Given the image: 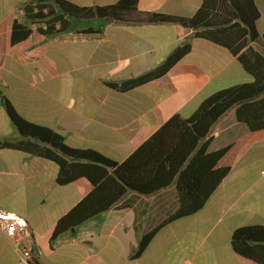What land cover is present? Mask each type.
Masks as SVG:
<instances>
[{
	"label": "crops",
	"instance_id": "obj_1",
	"mask_svg": "<svg viewBox=\"0 0 264 264\" xmlns=\"http://www.w3.org/2000/svg\"><path fill=\"white\" fill-rule=\"evenodd\" d=\"M29 1L0 0V208L26 219L34 249L42 252L35 253L36 264H256L235 253L231 239L240 228L264 226V152H258L264 131L249 132L234 111L210 134L209 152L233 146L220 163L229 175L202 211L160 229L142 254L141 238L178 207L175 186L149 197L130 193L122 202L129 207L53 239L59 220L93 186L87 179L60 186L55 163L9 147L34 141L17 130L7 103L29 123L63 135L69 147L122 164L172 117L188 119L211 95L252 78L229 51L176 24L66 17L65 32L45 35L31 25V35L13 44L15 22H26ZM66 1L97 8L120 0ZM203 3L139 0L138 11L193 18ZM186 43L190 53L163 78L125 93L113 88L161 66ZM253 47L264 51V40ZM17 261L0 232V264Z\"/></svg>",
	"mask_w": 264,
	"mask_h": 264
},
{
	"label": "trees",
	"instance_id": "obj_2",
	"mask_svg": "<svg viewBox=\"0 0 264 264\" xmlns=\"http://www.w3.org/2000/svg\"><path fill=\"white\" fill-rule=\"evenodd\" d=\"M138 3L139 0H120L115 5L88 8L66 0H30L23 8L26 22H15L12 42L17 44L27 39L32 33L31 25L39 22L46 24V29L40 28L45 35L63 33L69 27L66 17L81 20L96 16L119 22L176 24L195 31L196 38L229 51L252 81L216 92L188 119L172 117L122 164L94 151L69 147L63 135L29 123L9 103L7 110L21 135L34 141L9 147L55 163L60 186L79 179H87L93 186V191L59 220L53 239L116 207H129L122 202L130 193L149 197L175 186L177 209L161 226L141 238L137 252L140 255L160 229L202 211L229 175L230 167H221L220 163L233 146L209 152L213 143L210 134L218 122L234 111L237 122L249 132L264 131V51L253 47L261 38L264 40V34L261 36L257 28L261 15L253 0H204L193 18L142 13L138 11ZM84 33L94 34L97 30L87 29ZM190 51L191 45L186 43L156 69L112 86L125 93L161 79ZM231 245L238 255L264 264V226L236 230Z\"/></svg>",
	"mask_w": 264,
	"mask_h": 264
},
{
	"label": "built area",
	"instance_id": "obj_3",
	"mask_svg": "<svg viewBox=\"0 0 264 264\" xmlns=\"http://www.w3.org/2000/svg\"><path fill=\"white\" fill-rule=\"evenodd\" d=\"M34 24V28H35ZM46 29V24H40ZM0 232L8 239L18 256L16 264H35V253L42 255L40 250L34 249L32 232L26 219L20 215L0 208Z\"/></svg>",
	"mask_w": 264,
	"mask_h": 264
},
{
	"label": "rangeland",
	"instance_id": "obj_4",
	"mask_svg": "<svg viewBox=\"0 0 264 264\" xmlns=\"http://www.w3.org/2000/svg\"><path fill=\"white\" fill-rule=\"evenodd\" d=\"M253 1H254L255 5L257 6V8L259 9L260 15H261L259 23H258V27H259V29H263L262 26L264 25V0H260V2H259V0H253ZM261 2H263V4ZM43 23L45 24V22L35 23V24H37V25H35V28L40 29L41 28L40 24H43ZM32 25L34 27V24H32ZM258 152H264V149L259 150Z\"/></svg>",
	"mask_w": 264,
	"mask_h": 264
}]
</instances>
